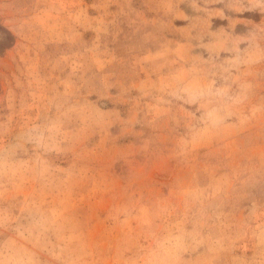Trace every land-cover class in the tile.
I'll return each instance as SVG.
<instances>
[{"label":"rangeland","instance_id":"obj_1","mask_svg":"<svg viewBox=\"0 0 264 264\" xmlns=\"http://www.w3.org/2000/svg\"><path fill=\"white\" fill-rule=\"evenodd\" d=\"M0 264H264V0H0Z\"/></svg>","mask_w":264,"mask_h":264}]
</instances>
